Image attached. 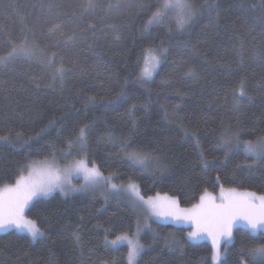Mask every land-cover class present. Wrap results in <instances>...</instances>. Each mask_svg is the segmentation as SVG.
I'll list each match as a JSON object with an SVG mask.
<instances>
[{
	"label": "trees",
	"instance_id": "obj_1",
	"mask_svg": "<svg viewBox=\"0 0 264 264\" xmlns=\"http://www.w3.org/2000/svg\"><path fill=\"white\" fill-rule=\"evenodd\" d=\"M191 2L202 15L180 30L171 20L148 24L141 5L156 0H0V189L31 162L68 152L71 140L69 158H86L144 198L191 207L225 188L264 195V157L220 140L264 137V0H208L212 11ZM149 49L161 54L151 80ZM85 125L82 151L75 142ZM123 139L156 162L132 165ZM26 216L43 236L0 233V264H129L128 246L109 243L133 235L139 220L120 197L55 193ZM190 230L151 221L139 264H213L212 244L191 241ZM262 246L264 232L236 228L220 264H264L253 254Z\"/></svg>",
	"mask_w": 264,
	"mask_h": 264
},
{
	"label": "snow or ice",
	"instance_id": "obj_2",
	"mask_svg": "<svg viewBox=\"0 0 264 264\" xmlns=\"http://www.w3.org/2000/svg\"><path fill=\"white\" fill-rule=\"evenodd\" d=\"M146 7L150 11L151 15L148 20L149 25L163 24L166 21H174L176 27L183 30L190 26L198 15H202L201 9L196 8L191 0H156L155 4L141 5ZM202 8L212 11L215 7L214 3H209L205 0ZM152 53V50H148ZM23 54L28 55L29 50L27 48L22 49ZM153 64L159 63V58L152 55ZM53 61L51 58L48 61L49 66ZM54 72L61 79L66 75V71L63 67L54 69ZM238 95L243 96V86L238 89ZM89 126H83L79 132L80 135L77 138L75 144L76 147L84 150L86 143L85 132ZM233 139L237 144H240L238 133H222L220 136L221 142L226 146H231ZM69 151L61 153V155H70L72 151L73 141L69 140ZM132 146L130 139H123L120 144L121 152L127 157L132 165L138 166L141 170H146L149 166L156 162V158L146 150L141 149L138 152H129L128 149ZM244 148L245 154L253 158L264 157V138L258 139L255 143L252 141L244 142L241 145ZM53 157L55 153L52 154ZM76 171H82L86 183L82 187H91L101 181L111 185L113 191H129L135 192V186L129 183L127 186L118 188L117 185L111 184L110 179L103 178L101 174L95 169H88L84 166V162L80 161L77 164ZM35 180H29L21 183L17 182L16 188L12 189L13 195L9 198L7 203L0 198V231L15 229L20 232H26L33 239L43 235L41 227L37 221L30 219L25 215V210L29 203L33 200V197L39 198L40 196H47L57 189L60 192H67L76 190L71 182L62 177L59 171L48 172H36L33 170ZM255 194H236L234 190H231L228 194L221 193L220 203H215L214 200L209 198L210 203H204L205 197L201 196L200 204H195L191 209L180 210L178 202L175 199H169L166 201H159L148 199L144 200L143 197H137V201L141 205H146V211L154 215L170 216L175 220H191L196 228V231L190 232L189 236L192 238L199 237L202 233H206L213 237V245H216V236L230 237L231 228L237 221L244 222L252 233L264 232V196L258 198L259 203L256 202ZM147 226V225H145ZM140 222L137 221L135 241L130 239L127 233L117 235L115 239L109 243L111 246H117L126 242L128 251L129 264H134L136 257L139 256L143 245L139 243L140 234ZM253 254L264 255V246L254 249ZM220 253L216 251L213 259L219 260ZM240 264H244L243 261Z\"/></svg>",
	"mask_w": 264,
	"mask_h": 264
},
{
	"label": "rangeland",
	"instance_id": "obj_3",
	"mask_svg": "<svg viewBox=\"0 0 264 264\" xmlns=\"http://www.w3.org/2000/svg\"><path fill=\"white\" fill-rule=\"evenodd\" d=\"M155 55L159 58V63L158 64H153V60H152V55ZM160 61H161V54L158 52H152V53H148L147 57H146V61H145V65H144V69H143V75L145 77V79L147 80H151L157 69L158 66L160 65ZM264 138V137H263ZM240 144H237L235 139H233L231 146H226L224 145L226 148L231 149L234 147H242L241 145L246 142V141H242L241 139H239ZM252 142H256V141H252ZM243 148V147H242ZM244 149V148H243ZM69 155L65 156V155H61L59 157H51V158H47V159H42V160H37V161H33L31 162L28 167L27 170L21 175V177L16 181L15 184L13 185H8L3 187L2 189H0V198H2L5 203H7V201L9 200V198L13 195V192L11 191L12 189L16 188L17 186V182L20 181L21 183L27 182L29 180H35L36 177L33 174V170H35L36 172H48V171H59L62 175V177L66 178L67 180H69L71 182V185L74 186V188L76 190H72V191H67V192H60L58 189L54 192H52L51 194L47 195V196H40L39 198L33 197V200L29 203L28 207L25 210V215H26V211L27 209L32 205V203H34L36 200L41 199V198H49L52 195H54L55 193H61L63 195H72V194H80V193H94V194H98L100 196H102L105 199H110L113 198L115 196L120 197L124 200H126L129 204H131L136 211H138L139 214V222H140V234H139V243L141 244L140 241V236L141 234L149 227V224L151 221H155V222H159V223H168V224H172L175 225L177 227L183 226V227H190L191 230L190 232L196 231V228L193 224V222L191 220H186V219H182V220H175L170 216H165V215H154V214H150V212L146 211V205H141L140 202L137 201V197H142L140 195V191L139 188L135 186V192H129V191H113L111 189V185L110 184H106L103 183L102 181L100 183L95 184L94 186L91 187H82V185H84L86 183L85 177H84V173L82 171H76L77 168V164L80 161L84 162V166L87 167L88 169H95L97 170L101 176L103 178H108L111 181V184H115L117 185L118 188L123 187V186H127V185H121L118 184L115 180V176L112 175H105L103 174L97 166L93 165L91 166L86 158H69ZM255 160H258L260 158H254ZM231 190H234L236 194H255L256 202L259 203L258 198L260 196H264V195H260L256 192L253 191H249V190H236V189H230V188H225V189H221L218 193H206L204 195L205 197V201L204 203L208 204L210 203L209 198H211L212 200L215 201V203H220V197H221V193L223 192L224 194H228ZM144 198V197H143ZM153 200H159V201H166L169 199H175L173 197L170 196H166V195H157L154 197H150ZM150 198H144L145 201H147ZM177 200V199H175ZM178 202V200H177ZM201 200L198 201L196 204H200ZM195 205V204H194ZM193 206V205H192ZM191 207H182L179 202H178V207L180 210H185V209H191ZM147 225V226H145ZM236 228H243L246 229L248 231H250V229L247 227V225L242 222V221H237L236 223H234L232 225L231 228V236L230 237H222V236H216L215 240H216V245L214 248L213 245V237L206 234V233H202L199 237L197 238H192L190 237V240L193 242H202V241H209L212 244L213 247V256L214 253L216 251H219L220 253V258L219 260H215L213 259V264H220L222 258L224 257V245L225 244H230L231 243V239H232V235H233V231ZM10 231H15L18 233H24L27 234L26 232H20L17 231L15 229H8V230H3L0 231V233H6V232H10ZM136 232V230H135ZM251 232V231H250ZM252 233V232H251ZM256 234V233H253ZM29 235V234H27ZM30 236V235H29ZM41 236H38L35 239H38ZM130 239H133L135 241L136 237H135V233L133 235L128 234ZM31 237V236H30ZM32 238V237H31ZM120 245H127L126 242L121 243ZM142 245V244H141ZM128 246V245H127ZM129 248V247H128ZM143 251H140V254L138 257H136V260L134 262V264H139V258L140 255ZM259 257H264V255H260L257 254ZM129 262V261H128Z\"/></svg>",
	"mask_w": 264,
	"mask_h": 264
}]
</instances>
